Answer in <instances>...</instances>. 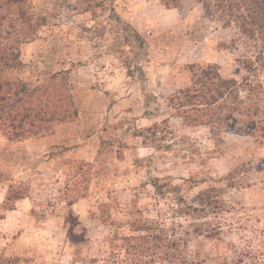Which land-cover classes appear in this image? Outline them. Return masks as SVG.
<instances>
[{
    "label": "rangeland",
    "instance_id": "obj_1",
    "mask_svg": "<svg viewBox=\"0 0 264 264\" xmlns=\"http://www.w3.org/2000/svg\"><path fill=\"white\" fill-rule=\"evenodd\" d=\"M30 2L43 26L4 77L58 73L78 116L45 145L0 131V264H160L152 242L133 256L125 240L160 228L186 240L184 264H264V72L245 69L264 60V35L206 18L196 0ZM204 69L226 81L227 106L260 102L254 130L226 109L206 111L226 124L177 117L178 92Z\"/></svg>",
    "mask_w": 264,
    "mask_h": 264
},
{
    "label": "trees",
    "instance_id": "obj_2",
    "mask_svg": "<svg viewBox=\"0 0 264 264\" xmlns=\"http://www.w3.org/2000/svg\"><path fill=\"white\" fill-rule=\"evenodd\" d=\"M181 1L161 0L163 5L171 7H178ZM196 1L201 5L206 18L220 21L225 26L235 23L239 34L243 37L259 39V35H264V0ZM34 20H37V17L34 15L30 0H0V131L8 141L18 142L51 135L57 125L72 122L77 117L69 86L57 81L58 73L50 75L47 85L35 86L4 77L8 72L21 68L20 47L32 41L43 26V24H34ZM258 56H264V53L261 52ZM248 60L249 68H245L246 71H251L252 68L264 72V60L259 61V67V58ZM190 83V86L178 92L177 107L185 111H183L184 116L177 117L196 122L200 120V126L219 125L221 121L226 124L224 122H229L227 116L222 119L218 117L214 121L213 115L209 114H216L215 110L226 109L232 113L236 111L240 117L247 119L245 123L248 124L249 131L254 130L258 125L257 119H253L256 118L257 110L255 113L250 111L257 109L260 102L258 101V105L256 103L248 105L247 102L252 101L249 94L245 100L247 102L239 101L237 105L227 106L224 97L229 88L224 87L227 83L217 72L212 74L204 69L201 76L199 78L193 76ZM222 87L225 92L221 91ZM255 94L261 97L262 92ZM206 111L209 113L206 114ZM165 123L167 121H163V124ZM153 126H157L156 123ZM154 187L157 188L156 185ZM13 198L19 199L21 196L16 194ZM183 214L189 215L188 212ZM125 240H137L139 243L130 246L134 251L133 256H137L141 249L148 251L149 247L144 245L152 242L154 256L160 264L166 261L172 264H184L183 248L186 240L176 233L174 236L168 235L165 229L160 228L156 234L129 237ZM113 260L109 261V264H140L138 261L120 259L117 256H113ZM8 261L15 264L16 260Z\"/></svg>",
    "mask_w": 264,
    "mask_h": 264
},
{
    "label": "crops",
    "instance_id": "obj_3",
    "mask_svg": "<svg viewBox=\"0 0 264 264\" xmlns=\"http://www.w3.org/2000/svg\"><path fill=\"white\" fill-rule=\"evenodd\" d=\"M31 44H33V43H31ZM29 45V44H28ZM21 61H22V59H21ZM20 69H18V70H13V72H17V71H19ZM10 72H12V71H10ZM78 116V115H77ZM151 117L152 118H150V120H149V118H146V121L148 122V124H150V123H152V124H154L155 122H157L158 120H159V118L158 117H156V116H154V115H151ZM171 118L169 117L168 118V120L167 119H164V120H162V121H167V123H168V121L170 120ZM142 121V120H141ZM65 124H67V123H61V124H59V125H57L56 127H55V131H54V133L53 134H51V135H46V136H43V137H40V138H37V139H34V138H30V139H26V140H23V141H18V142H15L14 144H15V146H19V148L20 149H23V148H25L26 146H29V145H45V142L47 141V140H51L52 138H55L56 137V135L58 134V132H59V128L58 127H60V126H63V125H65ZM70 141V139H61L59 142H61V144H63L62 145V147H64L63 149L65 150V153L66 152H71V151H74V149H73V147L71 146V145H68V142ZM12 144V143H11ZM72 149V150H71ZM71 150V151H70Z\"/></svg>",
    "mask_w": 264,
    "mask_h": 264
}]
</instances>
